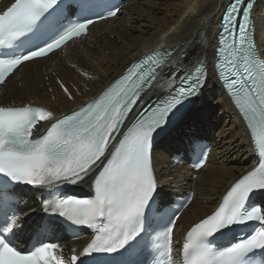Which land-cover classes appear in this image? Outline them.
Wrapping results in <instances>:
<instances>
[{"label": "snow or ice", "instance_id": "snow-or-ice-1", "mask_svg": "<svg viewBox=\"0 0 264 264\" xmlns=\"http://www.w3.org/2000/svg\"><path fill=\"white\" fill-rule=\"evenodd\" d=\"M109 3L8 0L0 8V85L25 62L50 58L62 45L86 37L93 16L104 19L99 10ZM252 7L251 0H227L212 70L247 121L258 167L237 179L214 211L174 236L179 211L169 214L160 200L153 138L179 114L182 102L197 94L206 68L189 73L170 99L128 116L142 95L155 89L175 49L133 62L86 106L69 113L0 103V264H88L83 258L99 253L115 254L111 264H264V201L257 206L252 200L256 190H264V59L249 35ZM196 8L193 3L189 11ZM116 14L114 8L107 11ZM57 84L71 100V86ZM67 184L87 185L92 198L64 194ZM25 187L48 190L54 198L45 212L56 216L35 226L38 236L63 218L91 231L86 246L79 252L71 248L67 256L61 244L42 239L31 249L20 248L19 193Z\"/></svg>", "mask_w": 264, "mask_h": 264}, {"label": "bare ground", "instance_id": "bare-ground-1", "mask_svg": "<svg viewBox=\"0 0 264 264\" xmlns=\"http://www.w3.org/2000/svg\"><path fill=\"white\" fill-rule=\"evenodd\" d=\"M7 3L4 0L2 8ZM193 3L197 8L189 11ZM226 4L227 0H132L114 19L92 25L88 35L77 43H69L50 58L21 66L1 88L0 103L46 106L58 114L69 113L92 100L143 54L175 49L161 82L143 98L151 95L148 101L164 95L169 76L176 79L196 63L206 62L208 77L184 118L188 122L186 130L160 141L153 152L161 193L176 198L187 191L195 194L178 219L174 236H179L194 221L210 214L227 188L255 163L249 134L212 72L217 28ZM252 16L255 40L264 59V0H256ZM83 72L94 79L89 80ZM57 80L71 86V100ZM197 137L211 142L213 150L194 179L189 167L176 166L172 157L184 150V140ZM260 200L264 201V196ZM28 209L35 214V202Z\"/></svg>", "mask_w": 264, "mask_h": 264}, {"label": "water", "instance_id": "water-1", "mask_svg": "<svg viewBox=\"0 0 264 264\" xmlns=\"http://www.w3.org/2000/svg\"><path fill=\"white\" fill-rule=\"evenodd\" d=\"M189 111H190V110H189ZM189 111H188V112H189ZM188 112H187V114H188ZM187 114H186V115H187ZM186 115L180 120V122H179L177 125H175L174 127H172V128L167 132L166 136L171 135V134H173V133H175V132H177V131L183 129V128L188 124V122H186V121L184 120V118L186 117ZM183 120H184V121H183Z\"/></svg>", "mask_w": 264, "mask_h": 264}]
</instances>
